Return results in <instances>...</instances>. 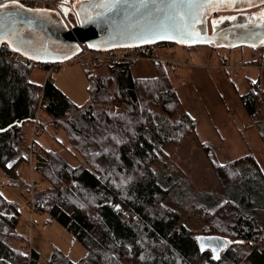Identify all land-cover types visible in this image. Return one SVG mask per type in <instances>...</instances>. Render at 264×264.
<instances>
[{
    "label": "trees",
    "instance_id": "1",
    "mask_svg": "<svg viewBox=\"0 0 264 264\" xmlns=\"http://www.w3.org/2000/svg\"><path fill=\"white\" fill-rule=\"evenodd\" d=\"M132 65H102L107 72L96 77L101 65L86 69L88 102L78 106L50 75L44 84L29 83L38 65L0 48V171L6 185H19L17 169L34 153V171L48 184L35 188L34 212L47 213L87 251L72 262L53 249L46 264H264V173L256 159L220 164L212 147L201 144L220 191L196 187L165 151L191 137L195 121L185 113L175 117L180 101L162 63L151 78H134ZM240 100L254 116L258 85ZM42 110L88 168L37 147ZM0 213V264H40L36 251L28 257L14 246L17 204L0 195ZM210 238L242 243L228 244L216 260L210 248L201 252Z\"/></svg>",
    "mask_w": 264,
    "mask_h": 264
},
{
    "label": "rangeland",
    "instance_id": "2",
    "mask_svg": "<svg viewBox=\"0 0 264 264\" xmlns=\"http://www.w3.org/2000/svg\"><path fill=\"white\" fill-rule=\"evenodd\" d=\"M45 1L62 6L66 0ZM35 8L44 9L45 6L38 4ZM208 27L210 30L209 22ZM152 49L153 57L165 66L180 101L175 117L179 118L185 113L196 123L191 137L188 136L181 146L165 148L191 182L212 194L220 191L210 163L200 149L204 143L212 147L218 163L252 155L264 173V43L256 48H224L204 44L188 49L177 44H163L154 45ZM74 59L76 56L54 65L49 71L38 65L32 70L30 80L41 85L50 75L67 98L78 106L84 105L88 102L89 80L86 68ZM238 62L241 65L234 66ZM155 67V62L138 61L131 66V74L134 78L155 77ZM106 72L107 67L101 65L93 74L96 77ZM253 82L258 85L260 101L257 112L251 117L240 96L249 91ZM50 121L43 110L38 112L40 124L35 136L37 147L58 154L72 167L88 168L67 142L65 133L51 126ZM33 154L30 152V160L22 162L17 169L19 185H6V179L0 171V195L18 206L19 220L14 229L17 235L14 246L26 256L28 253L23 249L36 251L40 264H46L53 249L59 250L72 262H77L86 256V249L47 213L34 212L31 206L35 188L41 189L48 185L34 171Z\"/></svg>",
    "mask_w": 264,
    "mask_h": 264
},
{
    "label": "water",
    "instance_id": "3",
    "mask_svg": "<svg viewBox=\"0 0 264 264\" xmlns=\"http://www.w3.org/2000/svg\"><path fill=\"white\" fill-rule=\"evenodd\" d=\"M73 2L72 9L64 12L63 16L53 10L6 3L10 7L3 11L12 13L14 19L4 17L8 35L0 42V48L7 46L13 51L12 48L16 47L18 50L13 52L32 63L59 65L75 57L81 45H93L90 48L97 51L163 44L256 48L264 38V27L257 26L264 24L261 18L264 4L260 0H233L230 4H219L215 0L205 4L204 0H200L203 7L197 8H188L184 4L169 7L170 0H156V3L146 6L139 0H123L115 7H111L106 0ZM260 7L263 8L247 12ZM169 16L171 20L167 19ZM222 17L225 18L221 20ZM231 17L236 19L232 20ZM159 22L177 28L175 32H160L174 38L145 42L142 34L151 29L152 34L156 35Z\"/></svg>",
    "mask_w": 264,
    "mask_h": 264
},
{
    "label": "built area",
    "instance_id": "4",
    "mask_svg": "<svg viewBox=\"0 0 264 264\" xmlns=\"http://www.w3.org/2000/svg\"><path fill=\"white\" fill-rule=\"evenodd\" d=\"M8 2H11V0H0V4H6ZM18 3H20L24 7H29V8L37 7L38 4H42L45 6V9L53 10L56 13H58L60 16L64 15L63 11L59 7L60 5L52 1L18 0ZM187 48L189 49L190 47ZM21 59L23 61H27L22 57ZM74 60H79L83 65V67H85L87 70H92L96 68L98 65H109V64L123 63V62L135 63L138 61H150V62L158 63V61L153 57V49L152 46L150 45H143L134 48H117L107 51H97L86 45H81L80 52L76 55V59ZM224 60H228V58H224ZM27 62L31 64H36L30 61ZM37 65H41V64H37ZM240 65L241 62H238L234 66H240ZM50 69H52L51 66L49 67V70ZM31 227H35V226H31ZM23 250L26 253H28V257H29L31 253L30 250L28 251H26L25 249Z\"/></svg>",
    "mask_w": 264,
    "mask_h": 264
},
{
    "label": "snow or ice",
    "instance_id": "5",
    "mask_svg": "<svg viewBox=\"0 0 264 264\" xmlns=\"http://www.w3.org/2000/svg\"><path fill=\"white\" fill-rule=\"evenodd\" d=\"M12 4L15 5L18 3V0H11ZM107 3L111 5V7H115L116 5H119L123 2V0H106ZM216 3L219 4H230L233 2V0H215ZM139 3L143 5H147L149 3H156V0H139ZM205 4H211L213 3V0H204ZM261 4H264V0H260ZM178 4H184L188 8H197V7H203V4L200 3V0H170L169 7L178 5ZM9 4H0V42H3L5 37L8 35V33L5 31V24H4V17L6 16L8 19H14V16L12 13L8 12L5 13L3 10L9 8ZM183 18V17H182ZM262 19H264V14H262ZM167 19L171 20L172 17L169 16ZM230 19L235 20V17H231ZM258 27H264V24L257 25ZM215 27V22H214ZM157 34L153 35L152 30H148L147 32H144L142 34V39L145 40V42H150L154 39L160 38V39H173L174 37L171 35H163L160 34L161 31H177V28L174 25H168L164 22H159L157 25ZM186 35V33H184ZM258 36L259 34H254ZM261 43H264V38H261ZM255 47V45H252ZM89 47H94L93 45H89ZM13 51L18 50L16 47L12 48ZM29 83H33L32 81H29ZM255 83V82H253ZM2 131V130H0ZM8 167H11V164L7 165ZM0 215H3V213H0ZM229 242L227 241H220L216 240L214 238H210L207 244L201 243V252L205 250V248H210L213 251V259L219 260V251L225 247H227ZM231 243H242L241 241H233ZM23 255V254H22Z\"/></svg>",
    "mask_w": 264,
    "mask_h": 264
},
{
    "label": "flooded vegetation",
    "instance_id": "6",
    "mask_svg": "<svg viewBox=\"0 0 264 264\" xmlns=\"http://www.w3.org/2000/svg\"><path fill=\"white\" fill-rule=\"evenodd\" d=\"M72 5H73V3H72V1L71 0H66L65 2H64V4H62V6H59L60 8H61V10L63 11V12H68L69 10H71L72 9ZM32 8H35V7H32ZM64 14V13H63ZM213 17V19L215 18V15H213L212 16ZM225 18V17H224ZM223 17L221 18V20L222 19H224ZM210 31H212V27H210ZM191 48V47H190Z\"/></svg>",
    "mask_w": 264,
    "mask_h": 264
}]
</instances>
